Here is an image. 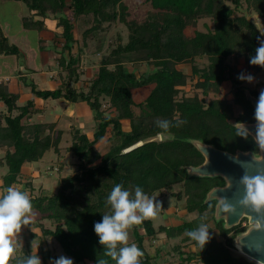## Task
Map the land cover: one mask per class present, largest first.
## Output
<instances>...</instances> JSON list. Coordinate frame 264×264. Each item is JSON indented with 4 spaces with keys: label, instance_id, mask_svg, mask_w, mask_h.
I'll return each instance as SVG.
<instances>
[{
    "label": "trees",
    "instance_id": "16d2710c",
    "mask_svg": "<svg viewBox=\"0 0 264 264\" xmlns=\"http://www.w3.org/2000/svg\"><path fill=\"white\" fill-rule=\"evenodd\" d=\"M13 1L22 2L32 12L23 17L26 29L40 31L48 18L56 20L62 29L58 37L62 46L56 61L66 76L56 89L42 90L32 85L33 95L43 100L62 98L69 103L84 102L95 120L91 138L81 128L71 130L68 150L78 160V171L62 177L57 191L49 196L29 193L38 221H50L51 227L36 223L41 235L53 237L63 255L75 264H97V258L115 264L103 255V246L94 232V223L102 220V214H110L106 198L112 188L121 184L125 190L134 191L139 186L151 197L181 185L182 190L172 195L179 201L185 199V211L196 213L197 217L177 226L163 225L157 230L152 220L134 227L135 244L143 252L140 264H159L144 244L146 237L154 238L158 233H164L169 239L184 235L182 242H191L199 249L183 252L175 246L182 261L258 264L232 252L247 230L243 226L246 217L228 227L225 219L217 216L220 200L210 197V193L227 185L225 177L202 176L192 170L205 164V155L200 149L203 146L233 155L261 157L253 134L249 131L246 139L237 136L236 123L243 122L246 127L256 125L253 100L257 101L260 92L244 84L238 76L249 71L264 73V68L249 63L259 46L257 37L263 39L257 23L264 20V0H147L151 9L142 21L129 18L124 0ZM244 7L247 14L243 12ZM89 17L94 24L84 30V38L89 32L104 30V24L114 22L125 24L129 37L125 44L119 41L103 55L87 88L79 89L75 85L81 81L82 47L77 48L78 39L73 31L78 20L87 21ZM207 18L212 20L213 27L204 24L207 30H199L198 23ZM0 54L20 55V49L9 41L1 26ZM198 57L207 59L205 67L196 65ZM240 59L243 66L238 64ZM188 62L204 95L218 92L222 84L230 82L234 88L232 100L215 98L207 102L181 89L186 76L177 65ZM136 63H145L150 69L140 75L133 67L126 69V64ZM150 85L146 98L135 103L133 90ZM18 99V94L0 82V102L6 108V112H0V148H7L0 157V166L7 169L3 175L2 197L8 187L21 184L25 163L40 161L47 151H61L63 131L55 129L56 123H24L35 112L34 103L28 101L19 106ZM103 99L108 102L106 109H102ZM135 107L148 112L136 114ZM235 108H239L238 113ZM158 120L184 123L164 132L157 127ZM124 121L129 123L127 129L123 128ZM159 135L162 139L155 140ZM106 138L112 144L102 154L97 146ZM29 186L31 183L26 182L22 191ZM211 221L224 241L212 237L201 249L187 232ZM140 227L145 234L140 232ZM28 254L31 253L16 255L10 264H16L18 258ZM41 258L42 264H49L52 258L58 257L43 249Z\"/></svg>",
    "mask_w": 264,
    "mask_h": 264
},
{
    "label": "rangeland",
    "instance_id": "374dc122",
    "mask_svg": "<svg viewBox=\"0 0 264 264\" xmlns=\"http://www.w3.org/2000/svg\"><path fill=\"white\" fill-rule=\"evenodd\" d=\"M124 4L129 9V18L135 19L137 21L144 20L148 11L151 9V4L148 3L147 0H124ZM6 9L9 10L10 13H15L16 15H19L20 17L29 16L30 14L28 7L22 2L2 0L0 1V22L3 21L4 23L3 19L5 16L4 14H5ZM243 12L247 14L245 7L243 8ZM93 24L94 22L92 21V17H89L87 21L83 19L78 20V22H76V26L73 31L75 36H78L77 48L82 47L81 48L82 52H80V56L82 58L81 64H80L82 81L79 84L80 85L79 89L87 88L88 82L92 79L95 69L99 65V62L101 58L103 57V55L105 54L107 55L110 52L111 47L115 46L119 41H121L122 44H125L128 41V37H129V31L126 25L121 22H114V23H111V25H108L107 23L104 24L103 26L104 30L100 29L97 31L95 30V31L89 32L88 35L84 38L83 37L84 30L91 27ZM204 24H206V26H208L209 28L213 27L212 20L207 18V19L201 20L198 23V29L201 31H206L207 28L205 27ZM257 25L260 28L261 32L264 33V21L257 23ZM4 27H6V25ZM119 36H121L120 40L118 39ZM263 39H264V35H263ZM84 43H85V46L83 45ZM24 44L26 45L25 41H24ZM61 46H62L61 42H56L54 40L53 45L49 47V49L52 52V55L58 54V51L61 48ZM26 47L27 45L25 46V48ZM77 48H75V52H77ZM31 50H35V49L31 47ZM41 50H42V47H41ZM23 60L24 58L21 57V63L23 62ZM230 61H233V59H230ZM195 63L199 68H203L207 65L208 61L205 57H198L196 58ZM238 64L240 66H243V62L241 59L238 60ZM23 66H24V63H23ZM191 66L192 64L189 62L177 65V68L183 71L186 76V83L184 86L180 87L181 89H184L186 92H188V94H193V95L197 94L199 98H204L207 102L215 98L232 100L234 88L230 82H226L222 84L218 92L210 91L207 95H204L202 93V90L198 87L199 80L192 74ZM132 67L137 70L138 75L150 69V67L145 65V63H136L133 66L131 64H126V69L130 70ZM56 68L58 69L59 75L62 78H64L66 76V72H63L62 70H60L57 65H56ZM45 71H48V70L45 69ZM245 75H252L254 77V80L252 82H248L245 80L243 81L244 84L249 86L251 89L258 88L259 92L261 90H264V73L254 74L251 71H249ZM151 88H152V85L134 89L133 98H134L135 103L142 102L146 98L148 93L150 92ZM49 101H52V99H50ZM102 103H103L102 109L108 108V102L106 101V99H103ZM51 108H54V107H51ZM134 109H135L136 114L144 115V113L148 112L147 109H144V108L135 107ZM235 112L238 113L239 108H235ZM68 124L69 123L67 121L62 122V127L65 131V134L62 136V141L60 143L61 151L59 153H56L53 150L47 151L44 157L40 160L42 176L49 180L50 187L48 186L49 188H46L48 184L46 185V187H44V184L46 182H43V181H40V182L29 181L31 185L33 186L35 185L34 190L30 191V193H32L33 196H41V195L47 196V195H51L52 193H55L58 189V182L62 177L72 175L78 171V160L68 150V147L71 145V130H69ZM94 127H95V120L94 118H90V120H88V124H85V125L83 124V126L79 128L83 129V131L86 133H90ZM128 127H129V123L127 121H124L123 128L127 129ZM154 139L161 140L162 137L159 135ZM111 144H112L111 141H109L106 138L100 144H98L97 148L102 154H104L109 150ZM1 154L2 153L0 152V155ZM5 170H6V167L0 168V175ZM180 190H182L181 185H176L175 187H173L172 191L164 190L162 194L156 193L153 195L162 204V207L159 208L157 211V216L154 219H151L153 222V226L156 230L160 226H163V225L177 226L181 224L183 221H190L197 217L196 213L189 214L185 211L184 209L185 199L179 201L175 196L172 195V192L175 193ZM34 212L36 213V211ZM36 217H37L35 219L36 222L38 223L40 222L41 224H44L45 226L51 227L50 221L48 220L38 221L39 215H37ZM243 217H246L245 218L246 221H244L243 226L246 225L247 227V230L244 232V234H248L251 227L255 225L258 226V225L257 223L256 224L252 223L250 221V218L245 216V214ZM33 223L35 222L33 221ZM136 226L137 225H134L128 230L129 232L128 244L129 245L135 244L133 228ZM206 226L209 232V239L214 237L219 241H224V238H222L218 234V231L215 229V225L212 221L209 222ZM140 232L145 234V230L142 227H140ZM182 237L177 238V239H169L166 237L164 233H158L154 238L146 237L144 244H145V248L147 249V251L150 254H152L154 258H156L159 264H202L201 262L196 261V260H193L191 262L182 261L181 255L179 254L178 250L175 249V246H179L181 248V251L183 252H198L199 251V249L196 246H194L191 242H182L181 241ZM33 239L31 240V243ZM34 240L36 243L40 242V244L43 243L45 245V242H42V241L38 242L37 239H34ZM36 247H38L37 244H36ZM60 250L62 251L61 247H60ZM20 252H21V249L19 250V253ZM232 252L237 257H243V258L250 259L246 254L243 253L242 248L238 245H236L232 249ZM14 255L16 256V254H13V256ZM21 255H24V254H21Z\"/></svg>",
    "mask_w": 264,
    "mask_h": 264
},
{
    "label": "clouds",
    "instance_id": "9594fccd",
    "mask_svg": "<svg viewBox=\"0 0 264 264\" xmlns=\"http://www.w3.org/2000/svg\"><path fill=\"white\" fill-rule=\"evenodd\" d=\"M261 35H264L262 33ZM259 46L255 49V55L250 57L249 63L253 66L264 68V39L257 37ZM241 81L252 82V75L241 73L238 76ZM256 122L255 144L264 151V90H261L254 109ZM157 127L168 132L173 126L179 127L183 121L173 124L168 120H158ZM237 136L247 138L249 129L243 122L236 123ZM246 186V195L239 202L242 207L250 208L259 213L264 210V174L249 175L247 171L241 179ZM106 204L110 206V214H102V220L94 223V232L98 243L103 246V255L111 258L115 264H140L143 252L136 244H128V230L139 225L145 220L154 219L162 204L155 196L147 195L139 186L134 191L125 190L123 185H115L106 198ZM224 213H234L235 207L226 198L222 199ZM33 223V205L29 193L8 187L6 194L0 197V264H10L16 251L15 241L24 227H31ZM188 237L195 241L203 249L209 241L207 226L200 224L196 229L187 232ZM31 254L18 258L16 264H42V259L36 251L35 240L31 243ZM51 264H74L73 259L64 255L52 258ZM97 264H108L107 259L97 258Z\"/></svg>",
    "mask_w": 264,
    "mask_h": 264
},
{
    "label": "crops",
    "instance_id": "0c3cea01",
    "mask_svg": "<svg viewBox=\"0 0 264 264\" xmlns=\"http://www.w3.org/2000/svg\"><path fill=\"white\" fill-rule=\"evenodd\" d=\"M30 14H32L31 11ZM4 15V23L3 21L0 22V26L9 41L18 46L20 49V55L17 57L15 55L0 54V82L7 85L10 92L19 95V106L25 105L28 101H33L35 112L29 118L25 119L24 123H56L55 129L62 130L63 135L65 134L62 127V122L64 121L69 123V130H72L73 127L79 128L82 127L83 124H88V120L93 118V113L86 103H69L62 98L57 100L52 99V101H49L50 99L43 100L33 95L31 91L32 85H35L37 88L42 90L56 89L61 86L63 78L59 75L58 69L56 68V57L58 54L52 55V52L49 49V47L53 45L54 40L56 42H60V38L58 37L60 36L62 29L57 26L56 20L50 18L45 19V26L39 31L26 29L22 23L23 17H20L15 13H10L7 9ZM35 19H38V17H35ZM5 25L6 27H4ZM75 38L78 39V36H75ZM24 41L27 45L26 48ZM83 45L85 46V43ZM31 47L35 50H31ZM21 57L24 58L22 63ZM45 69L48 71H45ZM81 81L75 85L76 88H80L79 84ZM0 112H6V108L2 102H0ZM14 114H16V112H14ZM93 132L94 131L91 130L90 133L86 134L91 138ZM6 150L7 148H0V152L2 153L0 157L4 156ZM40 166V161L25 163L21 171V184L16 186V188L22 190L24 184L29 181L46 182L44 187L48 184L46 188H49V180L42 176ZM0 168L3 167L0 166ZM6 171L7 169L0 175V197H2L3 175ZM34 186H29L26 192L29 191L28 193H30L31 190H34ZM37 215L38 213L33 211V221L35 223H32L31 227L22 228L21 232L18 234L15 241L16 251L14 254L21 255L25 253L27 254L28 252L31 253V240L34 238L37 239L38 242H45V245L43 243L40 244V242L36 243L38 245V247H36V251L40 257L43 249L49 250L51 254L56 257L63 255V250H60L61 246L53 237H44L41 235L40 227L37 226V222L35 220ZM20 249L21 254L19 253ZM13 257H15V255ZM49 264H51V261H49Z\"/></svg>",
    "mask_w": 264,
    "mask_h": 264
},
{
    "label": "water",
    "instance_id": "95a60500",
    "mask_svg": "<svg viewBox=\"0 0 264 264\" xmlns=\"http://www.w3.org/2000/svg\"><path fill=\"white\" fill-rule=\"evenodd\" d=\"M253 105L255 107V100ZM247 128L255 137L256 125ZM200 149L205 155V164L192 171L202 176L222 175L227 180L225 187L216 188L210 193V197H217L220 200L217 216L224 218L228 227L237 224L244 214L252 223H257L258 226L251 227L248 234H243L238 239V246L250 259L264 264V210L257 213L250 208L242 207L239 203L246 195V186L241 183L245 172L253 176L264 174V151H261L260 158H254L251 154L233 155L213 147L203 146ZM224 198L235 207L234 213H224L221 210Z\"/></svg>",
    "mask_w": 264,
    "mask_h": 264
}]
</instances>
